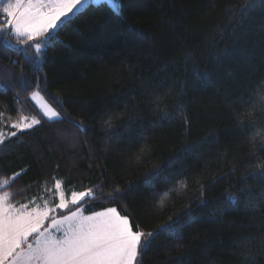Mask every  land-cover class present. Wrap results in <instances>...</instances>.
Listing matches in <instances>:
<instances>
[{
	"label": "trees",
	"instance_id": "trees-1",
	"mask_svg": "<svg viewBox=\"0 0 264 264\" xmlns=\"http://www.w3.org/2000/svg\"><path fill=\"white\" fill-rule=\"evenodd\" d=\"M119 2L122 17L91 5L37 67L0 33V191L25 203L61 180L66 194L93 189L86 214L116 207L144 231L171 217L177 236L156 235L140 264H264V180L252 176L264 144L251 141L264 112L248 103L264 82V0ZM34 91L86 130L49 122ZM21 114L41 124L12 137Z\"/></svg>",
	"mask_w": 264,
	"mask_h": 264
},
{
	"label": "snow or ice",
	"instance_id": "snow-or-ice-1",
	"mask_svg": "<svg viewBox=\"0 0 264 264\" xmlns=\"http://www.w3.org/2000/svg\"><path fill=\"white\" fill-rule=\"evenodd\" d=\"M105 2L117 16H123V6L119 0ZM99 3L100 0H9L0 11V16H3L0 33L14 37L12 47L22 51L29 67H37L42 54L60 42L59 32L65 26L72 25L91 5ZM12 63L15 65L18 62ZM3 75L9 82L15 79L11 69H5ZM19 75V83L27 87L23 66H20ZM0 91L6 92L7 89L0 84ZM31 99L39 102L42 115L49 122L67 121L79 132L86 130L81 122L70 119L44 101L39 91L32 92ZM58 103L62 104L63 101L58 100ZM248 103L253 109L264 112V82L257 86L253 99ZM3 115L0 113V117ZM40 124L41 120L35 116L21 114L18 120L10 124L15 131L9 135L14 137L18 132ZM105 124L112 127L110 120ZM257 136L264 144V127L253 128V144ZM5 139L4 132L0 131V145L5 143ZM19 175L15 173L11 179ZM252 176L264 180V160L257 162ZM178 184L186 187L184 181H178ZM9 187V179L0 182V190ZM119 192L120 189L116 188L106 198L115 199ZM46 194L50 198L36 197L25 203H14L13 193L0 191V264H140L139 257L148 250L156 235L166 232L177 236L171 217L156 230L144 231L116 207L85 215L80 205L86 199H95L92 188L72 190L69 198L62 182L56 180L54 187L48 189ZM163 195L167 196L168 193ZM224 199L233 207L240 202L237 195L227 191ZM244 239L250 242L253 238ZM249 255L242 253L245 260Z\"/></svg>",
	"mask_w": 264,
	"mask_h": 264
},
{
	"label": "rangeland",
	"instance_id": "rangeland-1",
	"mask_svg": "<svg viewBox=\"0 0 264 264\" xmlns=\"http://www.w3.org/2000/svg\"><path fill=\"white\" fill-rule=\"evenodd\" d=\"M102 1H105V0H100V2H102ZM9 2V0H0V11H2V8H3V6H5V4L6 3H8ZM3 19V16H0V20H2ZM3 35H4V37H9L8 36V34L7 33H3ZM12 38H14V37H12ZM15 39V38H14ZM41 59H42V56H41ZM40 64H41V61H40V63H39V66H40ZM41 95V94H40ZM42 96V95H41ZM43 97V96H42ZM43 99H44V101H46L45 100V98L43 97ZM33 102H34V104L38 107V109L41 111V109H40V106H39V102L38 101H36V100H32ZM47 102V101H46ZM48 103V102H47ZM49 104V103H48ZM42 112V111H41ZM26 116V115H25ZM29 117V116H28ZM18 120V119H17ZM1 131V130H0ZM4 132V131H3ZM4 134H5V137H7L8 136V134L6 133V132H4ZM61 181V180H60ZM66 195H69V198H70V194H66ZM102 211V210H101ZM84 214L85 215H89V214H86L85 212H84ZM92 214V213H91Z\"/></svg>",
	"mask_w": 264,
	"mask_h": 264
}]
</instances>
